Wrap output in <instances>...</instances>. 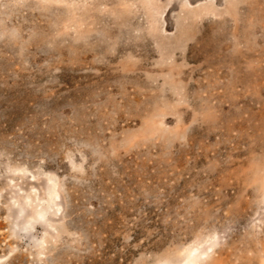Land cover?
Here are the masks:
<instances>
[{
    "label": "rangeland",
    "instance_id": "374dc122",
    "mask_svg": "<svg viewBox=\"0 0 264 264\" xmlns=\"http://www.w3.org/2000/svg\"><path fill=\"white\" fill-rule=\"evenodd\" d=\"M0 264H264V0H0Z\"/></svg>",
    "mask_w": 264,
    "mask_h": 264
}]
</instances>
